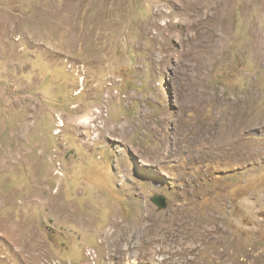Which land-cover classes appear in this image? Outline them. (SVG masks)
I'll use <instances>...</instances> for the list:
<instances>
[{"label": "rangeland", "instance_id": "1", "mask_svg": "<svg viewBox=\"0 0 264 264\" xmlns=\"http://www.w3.org/2000/svg\"><path fill=\"white\" fill-rule=\"evenodd\" d=\"M0 264H264V0H0Z\"/></svg>", "mask_w": 264, "mask_h": 264}, {"label": "water", "instance_id": "2", "mask_svg": "<svg viewBox=\"0 0 264 264\" xmlns=\"http://www.w3.org/2000/svg\"><path fill=\"white\" fill-rule=\"evenodd\" d=\"M154 203H155V204L157 205V207L160 208V209H164V208L166 207V202H165V200H164L163 198H160V197L156 198V199L154 200Z\"/></svg>", "mask_w": 264, "mask_h": 264}, {"label": "bare ground", "instance_id": "3", "mask_svg": "<svg viewBox=\"0 0 264 264\" xmlns=\"http://www.w3.org/2000/svg\"><path fill=\"white\" fill-rule=\"evenodd\" d=\"M87 121H88V120H87ZM87 121H85V123H87ZM133 234H134V233L130 232V235H129L128 237L131 238Z\"/></svg>", "mask_w": 264, "mask_h": 264}]
</instances>
